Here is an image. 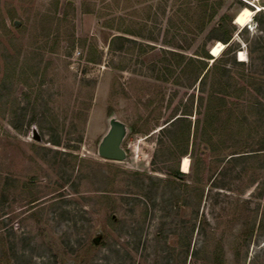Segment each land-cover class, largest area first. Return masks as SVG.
Instances as JSON below:
<instances>
[{
  "label": "rangeland",
  "instance_id": "1",
  "mask_svg": "<svg viewBox=\"0 0 264 264\" xmlns=\"http://www.w3.org/2000/svg\"><path fill=\"white\" fill-rule=\"evenodd\" d=\"M214 1L0 0V264H264V152L249 156L264 125L259 97L240 90L264 0H217L197 33ZM243 5L246 32L233 23ZM225 14L246 59L227 65L237 84L204 135L212 73L195 78L212 67L204 53L227 50L211 55ZM112 117L127 128L122 162L97 155ZM176 118L189 136L172 144Z\"/></svg>",
  "mask_w": 264,
  "mask_h": 264
},
{
  "label": "trees",
  "instance_id": "2",
  "mask_svg": "<svg viewBox=\"0 0 264 264\" xmlns=\"http://www.w3.org/2000/svg\"><path fill=\"white\" fill-rule=\"evenodd\" d=\"M201 2V1H199ZM206 4L202 5V7H207L208 2H204ZM201 5V4H200ZM222 3L214 1L210 5L209 12L206 13L205 17H200V20L202 19L203 23L198 29L197 33H202L204 30V26L206 23H209L213 18L216 16L218 10L221 8ZM246 7L245 5H243ZM264 3L262 5L261 9H258L257 12L254 15V21L258 30V35L255 37L254 42L252 43L253 47L248 51L249 56V65L247 70V78L246 80L243 78L244 82H246V85L241 86L240 90H251L250 93L255 92L257 97H259L258 100H256L257 106L259 107V121H261V124L264 125V81L259 82L258 84H255L252 78L264 77ZM204 19L206 20L204 23ZM231 18L228 15H223L219 19V24L216 28L212 30V40L216 42H220L224 45H227L226 52L222 55V57L218 59H213L211 56H209L207 53H204L201 57L205 60H212V67L208 68L206 67V62L200 61L203 63L201 69L199 70L197 77L195 78V82L199 81L200 85H205V82L207 78L209 77V72L212 73V78L210 77V91L206 94L205 98L202 96L199 98L200 105H203V101L205 103L204 105V113H203V132L207 134V129H210L212 124V119L214 115V109H216V106H219L220 108H223L225 104V96H226V89H230L236 86L237 81L232 78L231 76V70L227 65L230 66H244L245 62L242 61H236L235 53L231 50L230 42L231 37L233 35L234 27L233 25H228V22H231ZM201 21V22H202ZM246 32V28L244 27L241 32ZM240 32V33H241ZM121 36H115L113 38V41L116 40H122ZM232 53V54H231ZM230 54V56H228ZM210 70V71H209ZM183 116H187L184 112L182 114ZM187 122L186 118H176L172 122H170L163 130L165 132V135L170 140L172 144H175L176 141L180 139H186L188 138V133L184 134V131H182V126ZM34 124L36 126V119H32L30 126ZM18 127V126H17ZM16 126H14V129H18ZM37 127V126H36ZM188 130L190 126L188 125ZM209 136V135H208ZM208 146L209 150L212 152L213 156L216 155V149L214 148L213 140H211V136L207 137L204 141ZM59 142L53 141V145H58ZM207 148V147H206ZM260 152H264V147L260 146L257 150L251 151L252 155L249 156H257L260 154ZM183 153V152H182ZM187 153H184L183 156H186ZM247 156H241V157H249ZM170 176L175 178L176 180H179L181 177H183L184 174L179 173L178 168H176L174 171H171ZM62 218L63 214L61 215ZM260 229H264L263 223L260 226ZM253 233V227L250 226L247 229V235L245 236V239L248 241L249 238L252 236Z\"/></svg>",
  "mask_w": 264,
  "mask_h": 264
},
{
  "label": "water",
  "instance_id": "3",
  "mask_svg": "<svg viewBox=\"0 0 264 264\" xmlns=\"http://www.w3.org/2000/svg\"><path fill=\"white\" fill-rule=\"evenodd\" d=\"M14 24L18 26V22ZM108 125L106 134L98 144L97 155L106 161L122 162L126 158V154L121 148V144L127 133L126 125L113 117L109 119ZM31 137L35 142H41V138L35 127L31 130ZM95 238L94 244L97 245L101 239V235L97 234Z\"/></svg>",
  "mask_w": 264,
  "mask_h": 264
},
{
  "label": "bare ground",
  "instance_id": "4",
  "mask_svg": "<svg viewBox=\"0 0 264 264\" xmlns=\"http://www.w3.org/2000/svg\"><path fill=\"white\" fill-rule=\"evenodd\" d=\"M255 12V11H254ZM253 16V11L249 10L248 8H242L240 10V12L235 16L234 18V25L238 26V27H244L246 26L250 20L251 17ZM223 49V44L220 42H216V44L211 48V55L213 57L218 56L219 52ZM240 61H244L245 58V54L243 52H239V57ZM180 170L182 173H187L189 170V159L188 157L184 156L181 159L180 162Z\"/></svg>",
  "mask_w": 264,
  "mask_h": 264
}]
</instances>
